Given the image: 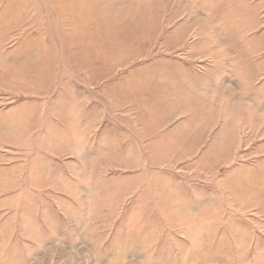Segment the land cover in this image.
<instances>
[{
  "label": "rangeland",
  "instance_id": "rangeland-1",
  "mask_svg": "<svg viewBox=\"0 0 264 264\" xmlns=\"http://www.w3.org/2000/svg\"><path fill=\"white\" fill-rule=\"evenodd\" d=\"M0 264H264V0H0Z\"/></svg>",
  "mask_w": 264,
  "mask_h": 264
},
{
  "label": "crops",
  "instance_id": "crops-1",
  "mask_svg": "<svg viewBox=\"0 0 264 264\" xmlns=\"http://www.w3.org/2000/svg\"><path fill=\"white\" fill-rule=\"evenodd\" d=\"M41 57H43V58H41ZM44 61L48 62V65L50 67L57 66V65L62 66V67H64L63 71H67V72H83V71L97 72V71H99L98 59H97L96 55L94 56V58H93V56H90L89 60L87 58L84 59L82 55H79V56H77V55H74V56L60 55L56 59H54V55H45V56H39L35 60V62L37 64L44 62ZM88 63H90V64H88Z\"/></svg>",
  "mask_w": 264,
  "mask_h": 264
}]
</instances>
